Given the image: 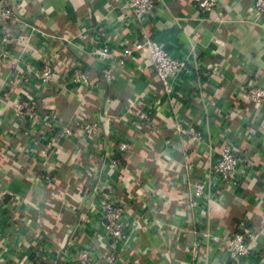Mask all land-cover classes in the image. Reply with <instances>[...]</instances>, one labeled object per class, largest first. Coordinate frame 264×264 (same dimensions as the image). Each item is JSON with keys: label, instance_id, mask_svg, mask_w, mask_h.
<instances>
[{"label": "crops", "instance_id": "crops-1", "mask_svg": "<svg viewBox=\"0 0 264 264\" xmlns=\"http://www.w3.org/2000/svg\"><path fill=\"white\" fill-rule=\"evenodd\" d=\"M0 1L19 13V22L9 26V48L24 73L30 74L26 64L39 67L47 54L58 76L45 87L35 80L21 84L10 64L0 63V230L9 242L0 245V255L34 264V243L40 241L45 264H57L55 250L76 215L74 210L69 216L68 207H79L82 197L90 202L108 194L128 205L127 241L117 245L124 262L222 264L223 243L238 224L254 242L246 264H264V105L241 92L247 83L264 86V16L250 13L251 0H218L210 13L197 0H158L140 24L130 20L128 0ZM145 31L169 54L187 60L171 96L162 94L144 51L133 50L111 80L101 72L105 62L94 54L97 47L119 51ZM75 66L86 71L88 85L70 81ZM27 93L38 104L53 103L61 121L75 129L100 115L102 132L81 139L82 152L65 138L56 139L48 153L40 144L30 147L27 134L14 130L18 120L6 106ZM140 112L149 119H139ZM177 126L201 130L204 142L180 135ZM119 141L130 147L120 151ZM225 144L242 159L237 185L213 172ZM46 154L51 181L44 184L35 177L45 169L40 161ZM91 164L95 174L88 176ZM96 178L100 187L93 193ZM199 181L212 197H200L194 209L189 200ZM51 191L59 197L54 216Z\"/></svg>", "mask_w": 264, "mask_h": 264}, {"label": "built area", "instance_id": "built-area-1", "mask_svg": "<svg viewBox=\"0 0 264 264\" xmlns=\"http://www.w3.org/2000/svg\"><path fill=\"white\" fill-rule=\"evenodd\" d=\"M158 0H128L127 8L130 11V20L135 23H141L143 19L154 12ZM249 11L256 17L264 16V0H251ZM197 7L203 12H213L218 4V0H197ZM19 13L15 7L8 2L0 1V63L10 64V74L15 77L17 82L21 84H29L31 80L38 82L41 87L49 86L51 82L57 79V72L50 63L47 54L44 55L42 64L39 67H32L29 64L30 74L24 73L22 65L18 62L19 56L12 54L9 48L11 35L9 26L11 23L19 22ZM98 31H102V27H98ZM146 52L151 66L155 72L156 78L161 83L162 94L171 96L174 92L175 81L187 67V60L177 58L169 54L151 35L149 31H145L141 36L135 39L131 46H125L119 51L110 50L106 46L97 47L94 54L105 62L101 72L106 79L115 78L116 74L113 69L123 68L126 57L133 51ZM48 57V59H47ZM15 58V60L13 59ZM24 62V61H23ZM70 81L79 83L80 85H88L90 83L86 71L73 67L70 70ZM241 92L245 98L252 103L264 105V86L258 83H247L241 87ZM7 109L12 112L18 122L14 130H22L28 136V144L30 147L42 146V150L47 152L52 150L54 141L58 138L72 140L76 145L78 152H82L81 139H92L99 136L102 132L101 124L103 118L99 115L95 118L84 119L75 129L70 124L61 121L58 111L53 103H39L34 96L28 93L21 99L15 100L6 105ZM139 119L148 120L149 115L146 112L139 113ZM154 127V124H151ZM177 131L180 135L196 141L204 142L205 136L201 130L192 126L179 127ZM77 131V132H76ZM130 144L126 141H119L117 148L120 151H126ZM25 150V148L23 149ZM26 152V151H24ZM43 152V155H44ZM47 154L40 161V165L45 169L38 171L36 179L44 184L51 180V170L46 167ZM103 155V159H104ZM110 163L117 165L115 159H110ZM242 161L240 155L236 152V148L232 145L225 144L218 153V159L213 166V172L220 178V181L228 185L238 184V166ZM83 164V163H78ZM94 165L91 164L85 169L88 176L95 174ZM94 178V177H93ZM97 181V178H96ZM100 185L97 181L91 184V190H96ZM206 186L204 181L194 183L191 196L190 206L196 209L198 199L207 196L211 199V195L206 194ZM99 195L98 193H95ZM15 199L19 197L14 196ZM87 198V197H86ZM82 197V204L75 208V218L71 228L66 234V239L55 250L57 256V264H133L132 261H123L117 255L118 243L125 244L127 234L124 229L123 219L127 216L128 205L121 199L111 195H103L101 200L90 201ZM21 201V205H25ZM81 203V202H80ZM2 210L0 208V222L2 219ZM12 221L16 216H10ZM9 219V217H8ZM10 220V219H9ZM94 229V230H93ZM0 245L7 242L5 237L2 239L0 230ZM91 240L96 243L95 247ZM251 235L246 231H236L231 237L223 243L224 258L222 264H246L250 259V255L254 248ZM20 242H18L17 247ZM21 245V244H20ZM38 252L36 262L34 264H45L46 253L45 245L40 241L34 243ZM33 245V246H34ZM30 247H32L30 245ZM195 251V250H194ZM35 252V250H33ZM195 254V253H194ZM99 255V257L97 256ZM0 255V264H15L11 260Z\"/></svg>", "mask_w": 264, "mask_h": 264}, {"label": "trees", "instance_id": "trees-1", "mask_svg": "<svg viewBox=\"0 0 264 264\" xmlns=\"http://www.w3.org/2000/svg\"><path fill=\"white\" fill-rule=\"evenodd\" d=\"M85 116H87L86 118H88V115L85 114ZM51 193L52 194H51L50 203H49V207H50L49 210H50L51 215L54 216V215H57L58 214L57 212H58L59 209H56L55 205L57 204L56 203L57 200H58L57 198H59V197H57L58 195H56V193H54L52 191H51ZM69 208H70V212H69ZM74 210H75L74 207L69 206L68 207V211L66 210V212H68V214L70 216V214H72L74 212ZM47 226H48L49 229L53 230V229H55V222H53V221L50 220L48 222ZM236 227H237L236 230H240L238 224L236 225Z\"/></svg>", "mask_w": 264, "mask_h": 264}, {"label": "water", "instance_id": "water-1", "mask_svg": "<svg viewBox=\"0 0 264 264\" xmlns=\"http://www.w3.org/2000/svg\"><path fill=\"white\" fill-rule=\"evenodd\" d=\"M106 89H107V84H106ZM107 91V90H106Z\"/></svg>", "mask_w": 264, "mask_h": 264}]
</instances>
